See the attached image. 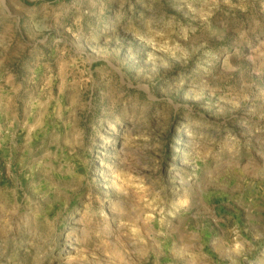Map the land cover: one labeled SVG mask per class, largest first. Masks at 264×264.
<instances>
[{
	"label": "rangeland",
	"instance_id": "374dc122",
	"mask_svg": "<svg viewBox=\"0 0 264 264\" xmlns=\"http://www.w3.org/2000/svg\"><path fill=\"white\" fill-rule=\"evenodd\" d=\"M0 264H264V0H0Z\"/></svg>",
	"mask_w": 264,
	"mask_h": 264
}]
</instances>
